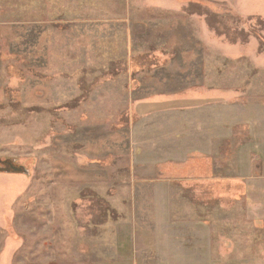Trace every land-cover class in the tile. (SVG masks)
I'll use <instances>...</instances> for the list:
<instances>
[{
  "label": "rangeland",
  "instance_id": "obj_1",
  "mask_svg": "<svg viewBox=\"0 0 264 264\" xmlns=\"http://www.w3.org/2000/svg\"><path fill=\"white\" fill-rule=\"evenodd\" d=\"M0 264H264V0H0Z\"/></svg>",
  "mask_w": 264,
  "mask_h": 264
}]
</instances>
